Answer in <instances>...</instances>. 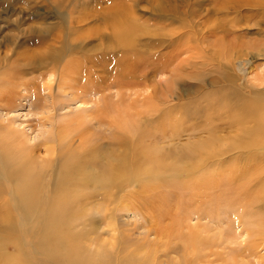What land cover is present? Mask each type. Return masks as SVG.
Wrapping results in <instances>:
<instances>
[{
	"label": "rangeland",
	"instance_id": "rangeland-1",
	"mask_svg": "<svg viewBox=\"0 0 264 264\" xmlns=\"http://www.w3.org/2000/svg\"><path fill=\"white\" fill-rule=\"evenodd\" d=\"M263 54L264 0H0V79L14 94L9 113L0 108V131L19 130L15 147L43 143L46 116L59 120L26 183H42L46 168L72 154L96 164L97 181L65 187L84 193L64 217L80 233L82 255L98 262L105 252L109 264H258L245 224L264 221V142L243 143L249 131L264 139ZM237 101L256 109L242 116ZM4 184L0 176V264H52ZM191 230L214 242L197 250L198 262L186 256Z\"/></svg>",
	"mask_w": 264,
	"mask_h": 264
},
{
	"label": "bare ground",
	"instance_id": "bare-ground-1",
	"mask_svg": "<svg viewBox=\"0 0 264 264\" xmlns=\"http://www.w3.org/2000/svg\"><path fill=\"white\" fill-rule=\"evenodd\" d=\"M124 12L126 13V11ZM262 67H261V72L258 73V75H256V77L258 76V79H264V73H262V70H263ZM256 68H257L256 66L253 68V72L254 70L256 71ZM259 69L260 67H258V70ZM0 73H2V71H0ZM69 76L70 75H67L65 77L67 78ZM5 85H7V83H5V79L4 80L0 79V108L3 110H7V112L9 113V111L12 109V107H14V105H11L8 101L12 98L14 94L7 95L6 91L10 88L6 87ZM22 85L24 87H27L28 89L27 82H23ZM23 86H20V87L23 88ZM20 87L18 89H20ZM31 88L33 89V87ZM46 89H49V94L46 96L47 99L45 101L49 100L51 102L50 104L49 102L46 103L45 108H49L50 113H51L52 110L53 111L55 110L56 106L54 104L55 98H54L53 91H52V84L50 82L48 85H46ZM33 92H34L33 100L37 101L39 99L38 95L40 93L38 94V91L36 92L33 91ZM256 94L257 96L261 97L260 101L264 99V93L262 95L256 92ZM241 104H242V101H237V105H240L239 107H237V109H238V112L242 114V116H246L248 112L256 109V102L252 105V108H249V103H246L243 105ZM230 106L231 105L229 104V108ZM39 108H43V106ZM194 110H197V109H194ZM42 115H43V112H42ZM52 115H53L52 113L48 116L44 115V117L46 116V123H49L48 126L50 127L51 131L48 130V132H50L49 136L48 138H46L45 142L43 143L31 144L28 141H25V142H22V145H16L15 147L13 143L14 144L17 143V140H18L17 134L19 130L15 129L14 127H11L10 125L8 127H4L2 131H0V176L6 181V184H4V186L8 188V191H10L11 203L15 207L18 213L19 219L22 222L26 233L28 234V236H30L33 239V241H35L36 245L34 244V246L36 250L37 248L39 249L40 256H43V258H45L46 260H49L52 264H109L110 255L108 253L106 254L105 252H100L101 254L97 256L98 262L94 261L92 257L87 254L82 255L80 253V244H79V240H80L79 234L80 233L72 232L71 228L66 225V224H69V222H65L64 224V217L66 213L72 208V205H73L72 199L73 197H75V194H82L84 196L83 192H78V193L67 192V189L65 188L66 185L70 187L78 186L79 188H76V189H80L82 185L85 186L90 181L91 182L97 181L101 175L99 176L100 172L97 170L96 164L94 163L90 164V163H87L86 161H83L80 157L81 156L80 154L79 155L72 154L73 158H71L70 160L63 162L62 164L58 166L46 168L45 175L42 176L43 178L42 183L44 184V187L42 183H39L40 181L38 182L36 180L29 181L28 179L26 183V178H29L30 175H34L32 165H35V164L33 161L38 160V159H35L34 157L37 156L39 158V155L36 152V150L40 149L39 147L40 145H43L46 142L51 141L50 134L53 135L52 132L54 131L53 130L54 125L57 122L60 124L59 120L57 119V116H56L57 120L55 119L56 120L55 122L52 121V117L55 114L53 116ZM78 119L79 117L76 118V120ZM0 120L2 119L0 118ZM234 122L242 125L241 122H238L236 120ZM3 123L2 121H0V127H3ZM62 123L63 121L61 122V124ZM62 125H64V123ZM62 125H60L58 129ZM61 129L63 130V128ZM60 131H61L60 129H59V132L56 129V134L58 135V133H61V134L64 133V131L63 132L62 131L60 132ZM255 132L257 131H249L247 133L249 135L246 137L247 141L246 143H243L244 145L253 147L255 142L258 140H262V142H264L263 136L258 137ZM61 134H59L58 136L61 137L64 135V134L63 135ZM211 136H209L208 138V145L214 146L216 144V139L215 138H212L214 140L210 139ZM73 138L75 139V137ZM78 140L80 142L85 141V136L80 134ZM261 145L263 146V143ZM256 146H258V143ZM11 156L18 157L21 159V161H18L16 158L13 159L11 158ZM114 166L117 170V174L120 172H124L121 169L122 167H125L124 162H122V160L116 159L114 162ZM107 167H108L107 169H109L110 165H108ZM205 169H206V173L204 176L207 177L211 174V170L208 168H205ZM229 170L231 171V169ZM231 173L232 175L231 174L230 175L233 178L234 176H236L237 172L235 173L232 170ZM74 174L79 175V177L74 178ZM39 177L40 176L38 175V179ZM23 179H24V183H19ZM209 180L214 182L215 178L211 175ZM198 182L201 183V180H199ZM47 188L50 191L52 197H49L47 194L43 195L44 194L43 190ZM201 189L202 190L210 189V187L204 184L202 185ZM56 192H61L59 193L61 198L58 200L54 199V196L57 195ZM83 196H82V199H83ZM43 212H45V215H43ZM245 225H247L245 226L246 227L245 232L248 238L251 239L250 246H249L250 254L248 253L249 255L248 257L254 256V258H257L258 264L264 263V221L262 219H259V221H256V222L252 220L251 223H247ZM188 239H189L188 240L189 244H187L186 246V249L188 250V252H186L185 250L184 251L186 252L187 258L189 257L191 258L190 259L191 261L198 262L200 260L199 257L201 254L198 253L199 250L203 251V248H207L206 250H210V247L211 248L214 247L213 246L214 242L209 236L203 237L200 234L197 235V233H195L194 231H192L188 235ZM207 255H210V254H207ZM197 258H198V261L196 260ZM189 262L187 261V263ZM233 263L238 264L235 259L233 260Z\"/></svg>",
	"mask_w": 264,
	"mask_h": 264
}]
</instances>
